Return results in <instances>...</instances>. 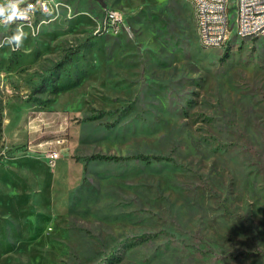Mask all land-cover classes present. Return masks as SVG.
<instances>
[{
	"label": "rangeland",
	"instance_id": "1",
	"mask_svg": "<svg viewBox=\"0 0 264 264\" xmlns=\"http://www.w3.org/2000/svg\"><path fill=\"white\" fill-rule=\"evenodd\" d=\"M50 1L19 50L0 27V264H264V36L204 48L188 0ZM141 153L171 161L92 158Z\"/></svg>",
	"mask_w": 264,
	"mask_h": 264
},
{
	"label": "built area",
	"instance_id": "2",
	"mask_svg": "<svg viewBox=\"0 0 264 264\" xmlns=\"http://www.w3.org/2000/svg\"><path fill=\"white\" fill-rule=\"evenodd\" d=\"M196 20L200 44L204 48H224L225 40L234 34H250L251 38L264 36V0H189ZM36 4L37 0H28ZM50 0H40L39 8L33 15L47 14ZM222 8H230V15H222ZM43 19V18H42ZM122 16L117 9L110 8L106 12L105 24L118 29ZM15 25V24H13ZM68 140V138H67ZM49 142L46 156L51 165H55L61 157L62 148L58 141Z\"/></svg>",
	"mask_w": 264,
	"mask_h": 264
},
{
	"label": "clouds",
	"instance_id": "3",
	"mask_svg": "<svg viewBox=\"0 0 264 264\" xmlns=\"http://www.w3.org/2000/svg\"><path fill=\"white\" fill-rule=\"evenodd\" d=\"M39 3L40 0H37L36 4L28 0H0V27L7 30L11 25L16 24L12 35L5 37V43L13 51L19 50L27 39L28 33L24 31V27L38 10ZM3 46L4 44L0 43V47Z\"/></svg>",
	"mask_w": 264,
	"mask_h": 264
},
{
	"label": "trees",
	"instance_id": "4",
	"mask_svg": "<svg viewBox=\"0 0 264 264\" xmlns=\"http://www.w3.org/2000/svg\"><path fill=\"white\" fill-rule=\"evenodd\" d=\"M94 117L95 116H93L92 118H94ZM1 130H2V112L0 110V131ZM92 158H97V159H102V160H107V161H120V160H132V159H137V160H142V161H147V162H150L152 160H155V161H163V160L171 161V157H168V156L145 155L142 153L136 154V155H129V156H125V157L116 156V155L96 154V155H93ZM112 254H114V253H112Z\"/></svg>",
	"mask_w": 264,
	"mask_h": 264
},
{
	"label": "bare ground",
	"instance_id": "5",
	"mask_svg": "<svg viewBox=\"0 0 264 264\" xmlns=\"http://www.w3.org/2000/svg\"><path fill=\"white\" fill-rule=\"evenodd\" d=\"M52 12H53L52 8L50 9V6L47 7V13H52ZM222 15H229L228 8H222ZM34 23H35V17L32 16L31 20L29 22H27L26 26L33 27ZM235 36H237L241 39L251 38L250 34H236ZM232 38H233V35L225 40L224 47L229 45Z\"/></svg>",
	"mask_w": 264,
	"mask_h": 264
},
{
	"label": "crops",
	"instance_id": "6",
	"mask_svg": "<svg viewBox=\"0 0 264 264\" xmlns=\"http://www.w3.org/2000/svg\"><path fill=\"white\" fill-rule=\"evenodd\" d=\"M189 1V0H188ZM189 3H190V1H189ZM191 4V3H190Z\"/></svg>",
	"mask_w": 264,
	"mask_h": 264
}]
</instances>
